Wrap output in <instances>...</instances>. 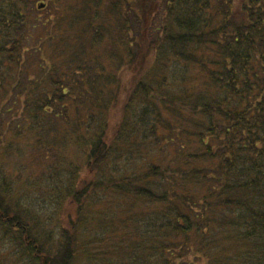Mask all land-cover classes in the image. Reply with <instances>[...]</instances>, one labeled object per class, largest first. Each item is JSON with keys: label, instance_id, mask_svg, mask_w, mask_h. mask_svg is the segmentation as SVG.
<instances>
[{"label": "trees", "instance_id": "trees-1", "mask_svg": "<svg viewBox=\"0 0 264 264\" xmlns=\"http://www.w3.org/2000/svg\"><path fill=\"white\" fill-rule=\"evenodd\" d=\"M25 1L0 0V233L14 240L11 264H264V0H161L150 35L124 45L128 10L114 21L130 58L119 71L112 60L107 75L74 34L67 71L37 48L44 72L24 80L36 53L19 42ZM46 1L61 25L74 13ZM81 1L79 18L95 17L100 7ZM89 30L100 32L90 45L109 37Z\"/></svg>", "mask_w": 264, "mask_h": 264}, {"label": "rangeland", "instance_id": "rangeland-1", "mask_svg": "<svg viewBox=\"0 0 264 264\" xmlns=\"http://www.w3.org/2000/svg\"><path fill=\"white\" fill-rule=\"evenodd\" d=\"M68 3V6L73 7V14L69 16L67 23L61 25V19L59 18L61 14L60 11L58 14H55V9L58 7L50 6L49 8H46V0H26L25 3L19 4V8L21 10V13L24 17H22L19 20V29H21V35L22 37H19V42L21 45H24V48H35L36 53H32V56L29 55L27 58V69L25 70V77L24 80L27 79V76L29 75V78L35 79L39 75H41L42 72V66H41V57L42 53L37 51V48L43 49V53L45 57H50V54H53L54 58V64L59 67L60 72L67 71V67L69 65L70 60L72 59L73 54L75 53L76 49L79 47V45H74L70 42L69 39L73 37L74 34H76L77 37L81 38L80 42H85V49H91L88 52V57L96 56L98 58L100 64H103L106 66V74L111 75L115 71V66L112 64L113 61L116 63L117 70L119 71V67L125 64V61L130 62V58H126L124 60V47L120 45L119 49L116 48L115 45H119L118 41L120 40L118 37L119 33V26L114 27V21L115 19H123L126 23L127 18V12L129 11H135L134 13L129 12L130 15H133L132 17H135L136 22L128 23V27L126 24V29L124 28V33H122L124 38V45L126 40V34H129V44L131 43H137L140 40L141 35L144 33L145 27H147L148 32H145V35H150L151 29L150 27L153 24L154 19L157 20V6L162 4L161 0H145L146 4V12H144L145 7L141 6V2L143 0H103V4L99 0H91L93 2V5L97 7V5L100 7L99 10L92 11V14L95 17H80L79 18V11L78 9H81L83 7V3L81 0H65ZM41 5H45L43 9H39ZM69 6V7H70ZM149 7V10L147 9ZM26 8V9H25ZM53 9V11H50ZM60 10L64 11L62 8H59ZM162 10V9H161ZM156 17V18H155ZM58 18L60 19L57 23ZM78 20V23L74 27H69V22L75 20ZM113 21V25L111 24ZM141 21V22H140ZM55 23L56 26L52 27L51 23ZM162 24V21L159 22ZM43 25H47V27H44ZM96 26V29H101L102 31L109 33L108 39L99 44V45H90V41L93 42V39H96V36H99L97 34H92L89 30L90 26ZM106 27V30L104 29ZM108 27H110L108 29ZM126 30V33H125ZM160 27V31H161ZM53 31V32H52ZM52 32V34L50 33ZM88 32V33H87ZM53 37V39H52ZM84 37H87V40L84 39ZM54 50V53H53ZM66 57V58H65ZM113 60V61H112ZM52 61V60H51ZM110 61H112L110 63ZM142 61V60H139ZM139 69L137 66L134 65V67L131 70H125L123 72V76L121 77V83L123 91L121 92V98L118 99V101L115 103V106L111 108L109 112L108 117V130H107V136L106 139L110 140L114 137V129L115 126L118 124L120 120V110H119V104L120 101L124 105L126 102L127 97L126 93L128 94V90L130 87H132L133 80L136 78L137 75H139ZM198 76V75H196ZM194 76V77H196ZM188 77V76H187ZM194 77H188V84L190 83L191 78ZM108 80V79H107ZM109 83V82H108ZM181 85L174 84V89L177 90L179 88V97H183L185 95L184 91L181 92L180 90ZM7 92L6 94H8ZM5 94V95H6ZM12 94V93H11ZM108 94V93H107ZM128 96V95H127ZM111 97V96H110ZM123 97V98H122ZM63 107V106H58ZM73 109V108H72ZM119 110V112H118ZM75 114V113H74ZM87 115H85L86 118ZM4 119H8V117H3ZM6 123V122H5ZM97 124V123H96ZM96 124H92V129H94V126ZM98 125L101 127L102 123L98 122ZM60 137V136H59ZM90 136H88L89 138ZM30 151H24L22 159L26 156L30 157ZM122 160V158H120ZM78 162L76 161L75 166L78 167ZM73 168V166H72ZM74 171V169H72ZM85 175V173L83 174ZM85 177V176H84ZM83 177V178H84ZM89 180L90 178H86ZM23 185L21 184V188ZM95 197L101 198V194L99 196L94 194ZM24 197V195H22ZM109 203H112L109 206V209L111 211L112 219L115 218L116 214L119 213V217H121L122 209L123 207L121 205L114 204L112 201ZM116 206V208H114ZM107 208H104L103 211H105ZM114 215V216H113ZM13 243L14 240L10 236H7L4 234V232L0 233V264H11L12 258L11 254L13 251Z\"/></svg>", "mask_w": 264, "mask_h": 264}, {"label": "water", "instance_id": "water-1", "mask_svg": "<svg viewBox=\"0 0 264 264\" xmlns=\"http://www.w3.org/2000/svg\"><path fill=\"white\" fill-rule=\"evenodd\" d=\"M44 6H45V5H41V6L39 7V9H43V8H44Z\"/></svg>", "mask_w": 264, "mask_h": 264}]
</instances>
